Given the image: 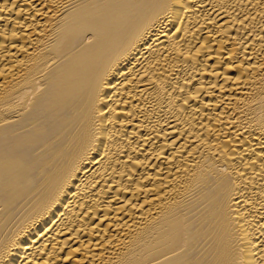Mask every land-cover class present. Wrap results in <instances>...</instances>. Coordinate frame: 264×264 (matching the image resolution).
<instances>
[{"label": "bare ground", "instance_id": "bare-ground-1", "mask_svg": "<svg viewBox=\"0 0 264 264\" xmlns=\"http://www.w3.org/2000/svg\"><path fill=\"white\" fill-rule=\"evenodd\" d=\"M0 264H264V0H0Z\"/></svg>", "mask_w": 264, "mask_h": 264}]
</instances>
